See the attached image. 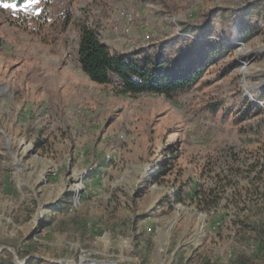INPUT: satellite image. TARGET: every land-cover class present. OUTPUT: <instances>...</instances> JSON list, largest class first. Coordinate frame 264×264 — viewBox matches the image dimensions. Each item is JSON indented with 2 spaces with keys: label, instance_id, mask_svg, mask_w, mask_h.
Here are the masks:
<instances>
[{
  "label": "rangeland",
  "instance_id": "1",
  "mask_svg": "<svg viewBox=\"0 0 264 264\" xmlns=\"http://www.w3.org/2000/svg\"><path fill=\"white\" fill-rule=\"evenodd\" d=\"M121 9L132 20L114 30ZM82 22L111 51L165 65L188 62L203 40L224 49L172 98L124 94L80 68ZM263 95L264 0L0 1L4 258L54 264L89 249L113 264H227L245 251L264 264L252 253L264 222ZM210 196L217 207L202 209Z\"/></svg>",
  "mask_w": 264,
  "mask_h": 264
},
{
  "label": "trees",
  "instance_id": "2",
  "mask_svg": "<svg viewBox=\"0 0 264 264\" xmlns=\"http://www.w3.org/2000/svg\"><path fill=\"white\" fill-rule=\"evenodd\" d=\"M0 1H16L22 0H0ZM248 5L244 11L252 12L255 9H250ZM225 14V13H223ZM79 40L77 47V60L82 71L87 77L98 84H108L112 81L118 83L119 89L124 94H138L144 92L155 93L166 98H172L174 95L184 92L189 89L202 75L203 66L207 59L211 56H216L218 50L224 49L220 44H213L211 40H203L202 48L196 51L194 58L186 62L181 59L174 65H165L162 61L153 59L147 53L135 52H113L107 44L102 42L97 32L86 25L80 23ZM200 27L198 30H203ZM164 64V66H163ZM264 97V95H263ZM246 105H252L251 101L247 100ZM245 105V106H246ZM253 106V105H252ZM259 109V106H256ZM167 164L161 167L165 170ZM264 173V169H263ZM177 199L182 200L183 191L178 190ZM260 196H264V190L260 191ZM219 197L210 196V199L204 202L202 209L210 210L216 208L219 203ZM201 203L199 202V205ZM52 210L61 209L62 203H51ZM235 218L238 222L243 223L244 220L235 213ZM42 227V224L40 225ZM257 235L258 245H255L254 252L264 253V222H258L254 226ZM6 251H0V264H17L11 259L4 258ZM30 254V253H29ZM37 262L34 256L27 257L25 264ZM196 264H222L217 261H211L207 258H200ZM227 264H254L252 254L245 251L235 253L234 257Z\"/></svg>",
  "mask_w": 264,
  "mask_h": 264
},
{
  "label": "built area",
  "instance_id": "3",
  "mask_svg": "<svg viewBox=\"0 0 264 264\" xmlns=\"http://www.w3.org/2000/svg\"><path fill=\"white\" fill-rule=\"evenodd\" d=\"M131 20H132V14L126 9H121L117 11L113 16V29L118 30L119 23L121 21H131ZM82 259H86L87 261H89V263L83 262ZM50 262L54 264H111L110 260L100 259L95 251H91L89 249H80L77 259L63 257L58 260H54V261L51 260Z\"/></svg>",
  "mask_w": 264,
  "mask_h": 264
},
{
  "label": "snow or ice",
  "instance_id": "4",
  "mask_svg": "<svg viewBox=\"0 0 264 264\" xmlns=\"http://www.w3.org/2000/svg\"><path fill=\"white\" fill-rule=\"evenodd\" d=\"M29 2L31 4V3L38 2V0H29ZM3 7L4 8H10V7H15V5L4 4Z\"/></svg>",
  "mask_w": 264,
  "mask_h": 264
},
{
  "label": "water",
  "instance_id": "5",
  "mask_svg": "<svg viewBox=\"0 0 264 264\" xmlns=\"http://www.w3.org/2000/svg\"><path fill=\"white\" fill-rule=\"evenodd\" d=\"M4 248H7V249L10 250L9 247H6V246H0V251H1L2 249H4ZM12 253H13V255H14V258L17 259V256L15 255V252H12Z\"/></svg>",
  "mask_w": 264,
  "mask_h": 264
},
{
  "label": "crops",
  "instance_id": "6",
  "mask_svg": "<svg viewBox=\"0 0 264 264\" xmlns=\"http://www.w3.org/2000/svg\"><path fill=\"white\" fill-rule=\"evenodd\" d=\"M100 259H107V258H100ZM83 262L87 263L88 261L87 260H83ZM111 264H113V263L111 262Z\"/></svg>",
  "mask_w": 264,
  "mask_h": 264
},
{
  "label": "bare ground",
  "instance_id": "7",
  "mask_svg": "<svg viewBox=\"0 0 264 264\" xmlns=\"http://www.w3.org/2000/svg\"><path fill=\"white\" fill-rule=\"evenodd\" d=\"M83 260H86V259H82V261H83ZM87 263H89V261H88Z\"/></svg>",
  "mask_w": 264,
  "mask_h": 264
}]
</instances>
